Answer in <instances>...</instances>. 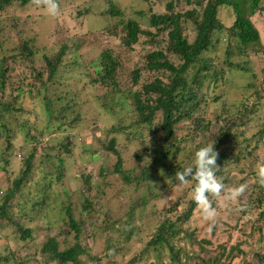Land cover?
Returning <instances> with one entry per match:
<instances>
[{
    "label": "trees",
    "instance_id": "trees-1",
    "mask_svg": "<svg viewBox=\"0 0 264 264\" xmlns=\"http://www.w3.org/2000/svg\"><path fill=\"white\" fill-rule=\"evenodd\" d=\"M147 1L150 10L141 14H148V27L144 29L136 20H129L125 26L128 46L137 44L142 34L154 37L167 33V45L161 49L152 47L146 55L145 70L153 74L147 82H142V67L131 76L120 73L123 65L108 50L99 63L88 62L83 54L76 55L79 45L67 49L69 40L53 49L58 54L56 58L41 56L29 41L16 46L14 53L0 57V169L5 168L2 164L14 165L17 153L23 156L19 175L0 193V232L13 231L26 247L36 244L31 259L39 252L48 264H83L81 258L91 254L89 257L98 263L104 257L109 264L115 263L113 255L120 252L112 251V238L118 234L115 239L124 244L137 236L136 209L143 210L149 202L161 199L156 198V191L163 183L170 185L169 191L179 186L186 189L169 208L176 220L163 223L160 230L143 241L140 252L130 262L233 261L244 253L248 239L230 249L221 245L216 253L205 246L212 244L210 240L197 241L189 229L183 233V225L203 213L193 199L197 182L188 177L189 184L182 185L175 173L194 165L196 151L207 144H213L218 153L216 176L225 185L219 197H209L212 206L226 201L225 194L231 188L246 184V192L235 204L244 208L243 213H247L245 205L252 212L260 210L259 218H264V187L258 183V169L264 166V0ZM110 2V8L105 9H110L108 19L122 16L123 10H116L119 2ZM29 5H34L33 0H0L2 53L3 38L12 34L8 27H17L16 12ZM82 5L80 12L86 17L104 8L92 6V0ZM183 19L194 23V37L184 35ZM149 42L153 45L156 41ZM237 53L241 61H236ZM32 55L37 57L32 59ZM81 63H86L85 67L97 65L96 73L88 74L93 79L85 80L83 86L77 81L73 90L63 89L70 87L66 84L71 80L69 64L77 67ZM66 68V74L58 72ZM112 94L134 99L133 109L139 120L133 131L115 123L101 131L97 122L92 124L93 129L84 125L83 106L107 102ZM22 99L36 106L27 107ZM105 105L108 110L109 105ZM208 113L215 115L208 117ZM182 126L187 133L180 136ZM86 131H92L90 145L82 143L92 151L70 161L69 170L78 185L73 191L69 179H63L67 170L63 154H71L76 148L69 138L80 139ZM40 150L44 152L39 154ZM36 163H40L38 167ZM55 165L56 171L51 170ZM87 165H102L97 185L95 177L86 173ZM76 173H80V179ZM134 183H144L147 195H136V191L125 194ZM116 192L130 202L132 198V210L120 216L112 215L114 210L110 209L102 213ZM166 196L164 192L162 198ZM257 229L262 231L261 226ZM253 235L250 232L249 236ZM62 236H66L63 249ZM103 236V246L93 255L89 242L96 245ZM254 247L258 250L257 262L264 264L260 239L251 245V249ZM17 253L13 249L2 253L0 264H20ZM151 256L155 257L153 261Z\"/></svg>",
    "mask_w": 264,
    "mask_h": 264
},
{
    "label": "rangeland",
    "instance_id": "rangeland-1",
    "mask_svg": "<svg viewBox=\"0 0 264 264\" xmlns=\"http://www.w3.org/2000/svg\"><path fill=\"white\" fill-rule=\"evenodd\" d=\"M85 1L86 0H70L69 3L65 0H59L60 11L55 16L49 14L47 8L44 5H29L25 8V10L17 11V20L15 21L16 24L18 23L17 27L12 28L9 25L10 22L13 23V21H7V25L9 26L8 28L12 34L10 35V37L5 36L3 38V40L5 39L3 41V51L5 52L2 53L0 51V57H2L4 53L6 55L14 53V48L16 46H21L24 41H29L32 48L41 53V56L49 54L56 58L58 54L53 53V49H59L61 44L69 40L67 49L79 45V49L76 55L83 54V56L88 59V62L96 61V63H99V58L105 51H112L113 55L117 56L120 63L123 65V69L120 71V73L129 74V76H131V72L142 67V82H147L148 80H150L153 74H150V72L145 70L146 55L152 47H154L155 49H161L162 47L164 48L167 45V33L164 34V32L163 34L154 37L148 34H142L140 35V41L137 44H134V46H128L126 44L127 30L125 28L126 23L129 20H136L144 29H146L148 27L147 23L149 21L148 14L144 15V17L141 13H147V11L150 10V3L147 0H115L119 2L116 6V10H123V14L122 16L108 19L110 16V9H105H107V6L109 7V3H111L110 0H92L95 3V5H92L94 7H100V5H104V8H101L102 11L98 10L97 12L93 13L92 17H86L82 15V12H80V10L83 9L82 3H84ZM150 1L154 2L155 0ZM105 11H107L108 13H106ZM97 19H99V23L97 22ZM4 23L6 22L4 21ZM182 25L184 35L189 34L194 37V35L196 34L194 23L190 20L183 19ZM151 40L156 41L155 44L152 45L149 42ZM68 53L69 52H67L66 54ZM29 57L34 59L37 56L32 55ZM235 58L236 61H241L239 53H237ZM26 61H28V59ZM86 63H81L77 67H73L72 64H69L68 78H70L71 80H67L66 84L71 88L65 87L63 89H67V91H70L73 90L72 85H74L75 83L77 84V81H79V84L83 86L85 80L89 81L93 79V75L96 73L95 68H97V65L95 64V66L92 67H85ZM26 64L30 65L29 62H26ZM66 70L67 68L65 69V71L61 69L58 72L66 74ZM89 73L93 75L90 76L88 75ZM207 86L208 83L205 84V87ZM133 100V98H129L128 96L112 94L109 101L107 102L101 100L96 105H84L83 115L86 116L84 125L93 129L92 124H94V122H97L99 123L98 129H100L101 131L103 127L108 126L110 128L113 123H115L119 124L120 126L129 127L131 128V131H133L138 125L137 121L139 120L138 115L133 109ZM21 101L22 104L27 107L31 106L34 108L36 106L34 102H24L23 99ZM106 103L109 105L108 110L104 109L106 108ZM214 115L215 113H208V117L213 118ZM30 119H32L33 121L35 120L33 116L30 117ZM183 128V126L179 127L178 134L180 136L187 133V130L185 128L183 130ZM90 136H92V131L84 132L83 136L80 137V139H78L76 136H71L69 139L74 142L76 148H73L71 154H63L67 158V161L65 162L67 170H65L64 172L65 176L63 177V179H69L70 183H72L71 187L73 191H76L78 189V185L75 184L76 182L73 179L74 177L72 171L69 170V168L72 167L70 161H77L79 157L85 155L88 151H92L90 147L87 146L90 145ZM16 140L15 142L12 141L15 146ZM20 140L22 139L20 138ZM20 140H17V142L20 143ZM83 141H85L87 145L85 143H82ZM20 150L21 149H19L18 151ZM43 152V150H40L39 154ZM25 153L26 152L24 150V154ZM19 154L21 156H19ZM19 154L17 155V161L14 165L12 164L11 167L7 166L6 164H2L5 168L0 169V193L7 190L11 186L10 184L12 179L19 175L20 167L22 165L20 164V161L23 159L21 152H19ZM97 160L98 156L95 157V161ZM58 163H60L59 160L57 161L56 165ZM39 164L36 163L35 166L38 167ZM56 165L51 170L56 171ZM101 166L102 165H98L95 168H92V166L90 165L86 166V173H89L95 177L93 179V182H95L96 185L98 184L99 168ZM9 170L14 172V174L8 172ZM75 177L77 179H80V173H76ZM73 185H75L74 188ZM144 185V183H134L130 185L127 190L124 191V193L128 194L129 191H136V195H147V193H144ZM169 186L170 185H164L163 183L158 184L156 198L161 199L149 202L143 210L136 209L137 211L135 221L139 227V230L137 236L134 239L123 244L121 242H117V240L115 239L119 237L118 234L115 235V238H112V251L120 252L113 255V259L115 261V263L113 264H132L130 261L140 252V249L144 245L143 241H146L152 234L160 230L163 223H168L169 220L175 222L174 220H176V216H173L175 213L172 214L169 208L177 200L176 198L178 197L179 193L184 192L186 189L184 188V186H179L177 187L179 189H172L171 191H169ZM164 192L167 193V196L162 198ZM107 193L111 195V190H108ZM115 195L113 198L111 196L112 199L110 198V201L107 202V205L104 207L102 213H104L105 211L107 212V210L110 209L114 210L112 215L115 214V216H120L132 210L134 204L132 203L131 197L130 202L128 199H126V197L122 196L118 192H116ZM244 207L247 213H243L244 208H242L243 210H239V206L236 205L234 201L221 202L215 207V209L217 210L218 221L215 226L211 225L209 221L205 220L203 218V214H200L199 216L193 218V220L183 225V228L185 230L183 233L186 234V230L189 229L190 231H193L195 233L197 241H203L205 239L210 240L212 244H205V246L209 250H215L216 253L221 250V245H224L225 248L230 249L237 243L248 239L247 243L243 246L244 253L240 254L233 261L230 262L229 260H227L223 264H259L256 258L258 246L251 249V245L255 246L257 241L260 239L261 245L263 247L261 250H259V252L262 256H264V218H259L260 210L252 212V209L250 207H247L246 205ZM259 226L262 227L261 232L257 229ZM236 227L239 229H235ZM250 232H252L254 235L249 236ZM8 234L6 232H0V255L9 249H13L18 251L17 254L19 256L18 258L20 260V264H48L45 263V257H43L39 252L36 258L31 259V254L35 255V250L37 248L36 244L31 243L30 246L26 247V245L22 241L16 239L13 231H10V233ZM104 236L102 238V241L96 245H92L93 241L89 242L90 245L88 246V248H91V252L93 255L98 253L103 246ZM65 238L66 236H62L60 238L62 249L64 248ZM195 247L199 251V246L195 245ZM248 251L250 252L248 253ZM89 256H91V254H89ZM89 256H84L81 258L84 262L83 264H109L108 260H105L106 257L104 256V259H100L99 261L101 262L99 263L92 260ZM28 257H30V260H27ZM154 259V256L150 257L151 261H153ZM22 260L23 262H21Z\"/></svg>",
    "mask_w": 264,
    "mask_h": 264
},
{
    "label": "clouds",
    "instance_id": "clouds-1",
    "mask_svg": "<svg viewBox=\"0 0 264 264\" xmlns=\"http://www.w3.org/2000/svg\"><path fill=\"white\" fill-rule=\"evenodd\" d=\"M37 6L44 5L49 14L55 16L59 13L60 7L58 0H33ZM19 153H17L18 155ZM19 156H21L19 154ZM218 153L214 150L213 144L201 147L195 153L194 165H189L183 171H177L175 176L182 185H188L191 179L197 183L194 186L193 199L200 207L203 218L215 226L217 224V210L212 206L209 197H219L225 190V185L216 176L218 170L216 161ZM193 169L195 172L193 173ZM258 183L264 187V166L258 169ZM247 190L246 184L233 187L225 194L226 201H235L241 198ZM239 210H243L242 208Z\"/></svg>",
    "mask_w": 264,
    "mask_h": 264
}]
</instances>
